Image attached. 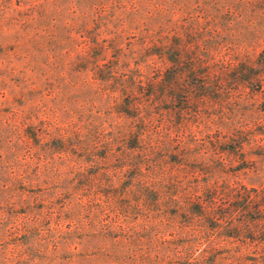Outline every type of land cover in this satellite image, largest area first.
<instances>
[{
	"label": "rangeland",
	"instance_id": "rangeland-1",
	"mask_svg": "<svg viewBox=\"0 0 264 264\" xmlns=\"http://www.w3.org/2000/svg\"><path fill=\"white\" fill-rule=\"evenodd\" d=\"M78 1L91 2L71 0ZM10 2L18 3L0 0V14ZM113 2L108 10L118 5L119 21L98 18L85 33H74L78 41L107 43L118 30L119 45L134 41L122 20L135 17L131 4ZM169 19V43L180 31L185 50L178 66L170 52L166 66L151 73L154 84L131 87L138 109L128 108L132 99L121 82L135 70L119 62V75L109 78L110 55L100 73L82 67L58 72L72 78L64 84L53 80L47 58L2 42L0 33V146L6 114L21 105L83 145L66 149L64 159L31 165L30 176L39 172L43 182L30 186L18 178L22 153L0 149V264H264V54L251 45L264 41V0H184L183 11ZM129 128L141 139L133 148L126 146ZM88 150L95 153L94 167L83 156ZM81 161L85 176L78 172ZM117 171L119 239L133 232L130 245L119 249L98 241V223L114 215L95 218L88 197L99 195L98 188L89 194L84 188L91 174ZM94 180L105 183V176ZM39 192L47 194L46 205L37 200ZM28 202L40 211V222L24 232L12 224L25 217Z\"/></svg>",
	"mask_w": 264,
	"mask_h": 264
},
{
	"label": "trees",
	"instance_id": "trees-1",
	"mask_svg": "<svg viewBox=\"0 0 264 264\" xmlns=\"http://www.w3.org/2000/svg\"><path fill=\"white\" fill-rule=\"evenodd\" d=\"M96 1H101V3L96 4L94 3L95 0H91L90 3L78 1L77 4L72 3L71 0H17L16 6L10 7V2L0 14L1 41L6 43L15 41V45L20 49L25 51L31 49L34 52L32 57H39L40 60L47 58L50 73H52V76L55 73L57 75V77L53 76V80L64 84L72 83L71 77L64 78L57 74L65 68L71 71L77 67H82L87 71L92 70L93 73H100L101 69L109 64V66L107 65L109 67L108 76L112 78L115 74L119 75V62H121L125 71L130 73L131 70H135L136 72V75L132 76L126 74L121 82L122 88L126 92L125 95L127 98L132 99L127 105L128 108L138 109L140 103L135 101L137 100L135 88L131 87H141L145 85V82L154 84L156 81L151 78V73L157 68L166 66L170 52H172L173 62L176 66L180 64L182 53L185 50L184 45L180 42V31L175 33L177 42L171 45L168 41L170 32L167 28L169 18H172L174 13L183 11L184 0H139L140 3L150 5L148 10L137 6L136 0H124L131 4V11L135 16L133 18H122L125 25L134 30L131 32L135 34L136 40L131 41L128 47H125L122 42L119 45V30L114 33L115 38L110 39L107 43H101L99 39L95 38L91 41L92 43L85 38L82 42L76 39L74 33H85L87 25L98 18L103 19L105 24L116 19L119 21V6L116 5L115 8L108 10V7L113 6L114 0ZM174 5L177 6L175 11V8L171 7ZM125 6L123 5V7ZM140 19L143 20L141 24L139 23ZM123 30H126L124 25ZM122 32L121 40L126 35V31ZM251 45L255 48H262L260 53L264 54V41H254ZM192 48L196 51L199 44L193 43ZM94 51L96 52L93 53ZM108 55L111 56V59L106 64L104 61L107 60ZM132 59L136 60L135 67L130 65ZM203 66L207 67L208 62H205ZM38 76L40 78L42 74ZM255 78L260 81V74ZM30 80L32 79L27 78L28 82H34ZM24 88L25 85L21 84L18 92ZM9 90H11L10 94L14 92V89ZM1 93V96H4L5 90ZM108 96L110 99H114V102H117L115 95L109 94ZM163 98H165L164 95ZM3 125H6L7 137L5 144L0 146V149L6 147V149H15L18 153H22L24 163L22 169L20 168L18 178L28 186L32 182H43L39 172H35L33 177L30 176L28 169L31 165L35 166L40 160L47 162L56 157L64 159L66 149L83 148V145L71 143L72 139L69 138L64 129L53 125L48 118L40 116L37 112H30L24 105L12 107L6 114ZM0 131L2 130L0 129ZM133 132L134 129H127L126 134L132 138V142L128 143H126L127 137L124 138L127 148L137 146L135 143L137 144L138 140H141L139 135H133ZM144 132L145 130L141 135H144ZM84 155L90 158V165L94 167L95 153L88 150L83 153ZM85 169L86 165L84 161H81L78 166V172L81 173V176H85ZM101 175L105 176V183L95 184L94 179ZM88 180L84 187L87 194L93 193L96 188L99 191V195L93 194L88 197L92 210L96 215L95 218L102 212L114 215L112 220L108 219L103 224L98 223L99 228L96 229L98 241L110 244L117 249L128 247L132 241V231L125 230L119 239V186L116 185V183H119V171L112 176L105 172L91 174ZM101 186L104 188L103 192L100 189ZM147 187L145 188L147 189ZM30 197L31 195L27 200ZM36 197L43 205L48 203L47 194L39 192ZM18 203L22 206L25 204L23 195ZM25 207L28 208L25 217L20 220L19 218L16 219L12 226L15 229H23L24 232H27L36 229L38 226L40 211L34 210L33 204L29 202Z\"/></svg>",
	"mask_w": 264,
	"mask_h": 264
}]
</instances>
